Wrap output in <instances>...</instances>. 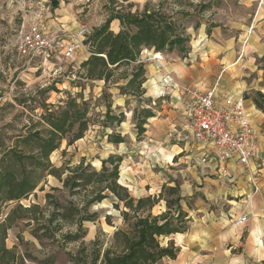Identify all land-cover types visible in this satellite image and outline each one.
I'll list each match as a JSON object with an SVG mask.
<instances>
[{"label":"rangeland","instance_id":"1","mask_svg":"<svg viewBox=\"0 0 264 264\" xmlns=\"http://www.w3.org/2000/svg\"><path fill=\"white\" fill-rule=\"evenodd\" d=\"M261 2L264 5V1ZM145 6L170 16L179 32L189 38L186 58H181L177 53L160 55L152 50H143L140 54L138 63L144 66L145 73L147 69H153L155 74H167L172 81L161 87L160 98H148L145 92L122 95L123 79L131 73V68L119 70L106 84L86 80L80 69V64L89 55L85 46L80 47L71 60H39L32 64H27L15 49L20 34L26 31L35 16L39 17L37 21L41 28L47 31L64 28L74 33L84 26L91 33L104 24L111 11L121 9L125 13H141ZM253 18V7L244 6L242 0H130L128 3L118 0H0V129L7 124L18 128L19 121H24L29 115V109L37 108L42 103L52 107L63 106L68 99L85 103L89 112L88 130L81 140L72 145H68V140L61 143L60 148L50 156V162L55 167L73 168L84 162L100 170L102 161L121 158L119 182L128 189L133 199L147 197L144 192L149 190L155 191L152 195L155 197L162 192V199L152 209L153 215L166 210L165 201L174 199L166 190L177 185L184 199L181 207L191 219L189 230L193 223L207 220V215L209 219L213 217V220L219 221L231 212L225 199L217 193L218 180L210 177L211 181L205 182L207 185L191 179L185 165V154L175 155L179 149L174 147L175 142L166 139L169 127L154 134L161 151L149 160L145 145L148 122L144 125L145 132L137 136L135 120H140L145 110L152 113L154 121L173 118L174 115L178 117V122L182 119L183 107L176 100V90L189 85L180 86L173 80L174 72L171 69L174 64L182 65L190 74L199 72L201 88H209L219 79L221 92L241 95L248 106L260 100L258 93L264 97V27L252 28ZM117 29V23L110 25V30ZM204 29L206 33L214 32V35L210 39L208 36V41L204 40L208 44L202 49L199 32ZM197 50L207 52V59L200 62L197 56L196 61L190 62V56L192 59ZM154 56H159V59ZM242 56L243 59L239 61ZM19 102H24L25 106H18ZM107 108L116 117L122 113L124 123L112 129L106 128L104 118ZM37 113L40 111L36 110L34 114ZM183 119L184 125L185 116ZM111 133L120 137L125 135L122 137L124 143L109 144L107 135ZM170 155H175L172 161L168 160ZM123 178L132 183H124ZM52 188L59 190L51 192L56 197L63 199L67 196L61 184L48 177L33 195L20 204L23 207H44V196ZM13 206L9 204L3 210L0 223ZM91 211L97 213L99 218L94 224H85L88 233L84 241L89 244L99 237L106 246L111 242L113 233L122 227L120 211L113 209L111 199L95 205ZM107 216L110 218L109 224L105 221ZM25 224L19 221L7 232L5 245L8 249L16 248L19 254L27 251L37 261L54 255L55 264H67L65 253L73 254L78 248L76 244L62 251H57L55 246L43 249L31 237V227ZM202 225L207 223L203 222ZM17 236L21 237L22 242L17 240ZM164 264L170 263L166 261Z\"/></svg>","mask_w":264,"mask_h":264},{"label":"trees","instance_id":"2","mask_svg":"<svg viewBox=\"0 0 264 264\" xmlns=\"http://www.w3.org/2000/svg\"><path fill=\"white\" fill-rule=\"evenodd\" d=\"M118 1L128 3L130 0ZM114 21L118 22L116 32L110 30ZM188 43L189 38L160 10L145 6L141 13H125L119 9L111 11L104 24L93 29L83 42L89 55L80 69L86 80L106 84L119 70L131 68V73L124 76L121 93L123 96L128 92L143 94L146 73L144 66L138 63L141 52L177 53L186 58ZM258 96L260 100H255L253 105L264 115V97L260 93ZM18 106L23 108L25 103L19 102ZM36 110L40 113L34 114ZM88 113L86 104L75 99H68L59 107L42 103L29 109V115L19 121L18 128L12 124L1 127L0 218L9 204L14 206L0 223V264H55L54 255L37 261L27 251L19 254L16 248L6 247L7 232L19 221L31 227V237L43 249L55 246L57 251H62L78 244L73 254L65 253L67 264H160L163 259L174 261L177 258L179 249L173 241L163 243L176 234L187 233L191 223L181 207L184 199L177 185L166 190L169 196H174L165 201L166 210L153 215L152 209L162 199V192L158 197L133 199L119 182L121 158L102 161L100 170L84 162L73 168H57L50 162V156L64 140L72 145L83 138L89 127ZM142 113L141 119L135 120L137 136L145 132L146 121L153 117L150 111ZM104 120L106 128L112 129L124 123V115L116 117L107 108ZM107 141L113 145L124 143V139L114 133L107 135ZM48 177L58 181L67 196L56 197L51 192L59 190L52 188L44 196V207H23L20 202L33 195ZM107 199L112 200L113 209L120 211L122 227L113 233L106 246L99 237L86 244L85 224H94L99 218L91 209ZM105 221L109 224L110 218L105 217ZM17 240L22 242L20 236Z\"/></svg>","mask_w":264,"mask_h":264},{"label":"crops","instance_id":"3","mask_svg":"<svg viewBox=\"0 0 264 264\" xmlns=\"http://www.w3.org/2000/svg\"><path fill=\"white\" fill-rule=\"evenodd\" d=\"M261 1L242 0L244 6L253 7L252 28L264 27V5ZM114 23L118 25L117 21L112 22V24ZM212 35L214 32L207 35L205 29L199 32V43L203 44L202 49L206 48L208 36L210 39ZM206 39L207 41H204ZM196 52L197 54L195 53L196 55L192 59L190 56V62L196 61L197 56H199L200 62L207 59L208 53L204 50H197ZM242 59L243 56L239 61ZM172 70L174 72L173 80L180 86L189 85L176 90V100L183 107L182 119L180 118L178 122V117L174 115L173 118L167 117L157 121H154V118L147 120L146 135L148 137L145 142L147 158L150 160L156 156V152L161 151L157 147L159 143L154 137L156 131L169 127L166 139L175 142L174 147L179 149V153H175V155L185 154L187 160L185 165L191 179L194 182H199L198 184L203 181L207 185L208 183L205 182L211 181L210 177L218 180L217 193L225 199L231 214L228 217H222L219 221L213 220V217L209 219L210 217L207 215V220L203 219L199 223H193V227L187 233L176 234L165 240L164 244L169 240L173 241L175 247L179 249V254L174 261L163 259L160 264H164L166 261L170 264H264V115L256 110L252 104L248 106L245 102L248 117L259 137V160L251 164L252 172L259 171L257 193L254 192L249 181L248 173L243 171L239 165L227 164L221 168L218 165L210 164L209 167L203 168L200 172L202 167L198 165L200 154L198 149L192 143L178 141L177 135L184 131L183 116H185L188 103V97L183 93V89L205 90V88L200 87L201 74L199 72L190 74L185 67L177 64H174ZM169 82L172 81L170 77H167V74L163 72L155 74L153 69H147L146 81L142 87L146 97L158 96L156 98H160L161 87ZM158 84L161 86L158 87ZM224 94L235 95L228 92ZM124 136L122 135V137ZM175 155H170L168 160L172 161ZM123 179L124 183H132L125 178ZM154 192V190H149V192L145 191L144 194L152 196ZM241 216H246V222L242 225H235L234 222ZM203 222L207 225L203 226Z\"/></svg>","mask_w":264,"mask_h":264},{"label":"built area","instance_id":"4","mask_svg":"<svg viewBox=\"0 0 264 264\" xmlns=\"http://www.w3.org/2000/svg\"><path fill=\"white\" fill-rule=\"evenodd\" d=\"M38 19L35 16L15 45L17 54L27 64L39 60H71L90 35L84 26L74 33L64 28L47 31L41 28ZM183 93L188 103L184 131L177 135V140L192 143L198 149L200 172L210 164L221 168L227 164L239 165L248 173L257 193L259 171L252 172L251 164L259 160V137L248 117L243 97L221 92L219 79L205 90L185 88ZM246 220V216H241L234 224L242 225Z\"/></svg>","mask_w":264,"mask_h":264},{"label":"bare ground","instance_id":"5","mask_svg":"<svg viewBox=\"0 0 264 264\" xmlns=\"http://www.w3.org/2000/svg\"><path fill=\"white\" fill-rule=\"evenodd\" d=\"M154 55H156V54H154ZM154 58L159 59V56H154Z\"/></svg>","mask_w":264,"mask_h":264}]
</instances>
